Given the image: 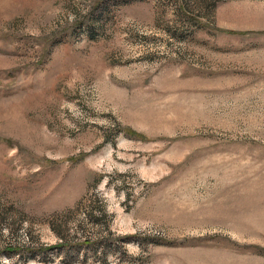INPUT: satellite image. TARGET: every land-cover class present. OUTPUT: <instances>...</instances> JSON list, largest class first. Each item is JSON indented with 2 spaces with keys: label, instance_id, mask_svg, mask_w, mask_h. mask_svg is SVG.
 I'll return each mask as SVG.
<instances>
[{
  "label": "rangeland",
  "instance_id": "rangeland-1",
  "mask_svg": "<svg viewBox=\"0 0 264 264\" xmlns=\"http://www.w3.org/2000/svg\"><path fill=\"white\" fill-rule=\"evenodd\" d=\"M0 264H264V0H0Z\"/></svg>",
  "mask_w": 264,
  "mask_h": 264
}]
</instances>
